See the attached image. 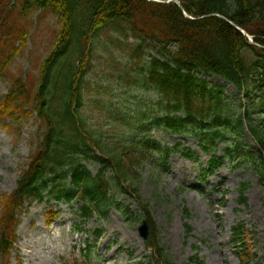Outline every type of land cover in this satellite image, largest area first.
Here are the masks:
<instances>
[{"label":"trees","instance_id":"trees-1","mask_svg":"<svg viewBox=\"0 0 264 264\" xmlns=\"http://www.w3.org/2000/svg\"><path fill=\"white\" fill-rule=\"evenodd\" d=\"M179 1L191 17H227L246 30L254 44L218 16L185 18L175 3L0 0L1 78L29 45L34 12H51L59 22L52 49L40 65L36 91L24 81L27 77H15L0 101V128L10 130L12 124L36 115L42 131L15 191L1 200V264H11L26 205L51 201L79 205L83 222L94 215L103 217L112 208L124 216L135 215V221L146 220L151 228L146 241L149 264H173L159 245L151 204L138 193L133 173V166L143 158L159 154L167 159L170 153L149 130L195 138L207 152L224 146L222 158L212 157V169L229 156L241 157L257 167L264 182V0ZM100 46L113 62L128 54L135 73L127 72V81L155 97L138 110L132 125L136 134H122L116 142L93 129L83 112L87 78ZM207 77L232 84L238 96L228 98L225 88ZM246 129L257 151L245 148ZM86 161L95 164L94 173ZM130 191L136 201L134 211L118 198ZM244 192L245 186L240 191L242 204L247 202ZM249 233L242 223L231 229L230 244L240 264H252L255 257ZM190 261L199 263L197 257Z\"/></svg>","mask_w":264,"mask_h":264},{"label":"rangeland","instance_id":"rangeland-1","mask_svg":"<svg viewBox=\"0 0 264 264\" xmlns=\"http://www.w3.org/2000/svg\"><path fill=\"white\" fill-rule=\"evenodd\" d=\"M30 19V44L13 60L5 77H0V101L15 77H27L24 81L36 91L41 62L59 32L58 19L51 12H34ZM132 63L126 53L121 61L113 62L100 46L87 78L83 112L92 128L112 142L122 134H133L138 110L155 98L135 82L127 81V72L131 76L135 73L131 72ZM207 79L219 86L225 84L216 77ZM224 88L228 98L238 96L234 86L226 84ZM41 132L36 115L12 124L10 130L0 129V204L4 195L15 191L37 149ZM148 133L162 147H169L170 153L167 159L159 154L143 158L133 166V173L138 193L151 204L159 245L172 263L240 264L230 236L232 227L242 223L250 232L249 244L255 254L252 264H264V182L257 167L243 162L241 157L229 156L212 169V157L222 158L224 146L207 152L192 137L155 130ZM243 137L245 148L257 151L248 132L244 131ZM85 164L95 172L92 161ZM243 186L246 204L240 202ZM118 198L135 210L131 191ZM77 207L67 203L27 204L20 215L11 264H149L150 251L138 230L142 219L135 221V215L124 216L112 208L103 217L94 215L83 222ZM87 246L92 247V255L84 259L90 252ZM194 257L199 263H190Z\"/></svg>","mask_w":264,"mask_h":264},{"label":"water","instance_id":"water-1","mask_svg":"<svg viewBox=\"0 0 264 264\" xmlns=\"http://www.w3.org/2000/svg\"><path fill=\"white\" fill-rule=\"evenodd\" d=\"M150 1L154 2V3H158V4H167V3H170V2H174L180 8V10L182 11L184 17L189 19V20H193V21L201 20V19H205V18H209L211 16H214L213 14H211V15H207V16H204V17H201V18H193V17L189 16L186 13L182 3L179 0H168V1L150 0ZM217 16L219 18H221L222 20H224L225 22L229 23L232 27H234L236 30L240 31L244 36L249 38L251 42H253L252 39L250 38L249 34L244 29H242L240 26H238L237 24H235L234 22H232L231 20H229L228 18H226L223 15H217ZM139 233H140L141 237H143L144 239L148 238L149 226H148L146 221H144L142 226L139 228Z\"/></svg>","mask_w":264,"mask_h":264}]
</instances>
